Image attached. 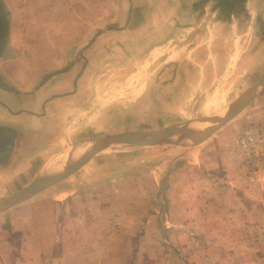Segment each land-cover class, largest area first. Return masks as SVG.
Returning <instances> with one entry per match:
<instances>
[{
	"label": "crops",
	"instance_id": "crops-1",
	"mask_svg": "<svg viewBox=\"0 0 264 264\" xmlns=\"http://www.w3.org/2000/svg\"><path fill=\"white\" fill-rule=\"evenodd\" d=\"M0 6L6 21L0 44V182L10 183L30 168L37 169L47 153L66 144L68 136L81 134L86 125L103 118L101 111L93 113L89 76L117 68L92 65L96 41L102 47L112 41L117 46L111 50L121 55L130 51L137 57L146 51L155 56L162 43L169 42L171 52L186 55L180 59L184 72L202 70L205 76L215 71L234 76L252 71L264 74V0H0ZM190 52L192 62L187 59ZM94 105L99 107L96 102ZM253 124L264 128L263 124ZM229 137L195 150L170 149L131 158L136 167L144 163L141 171L147 172L148 189L152 185L155 189L160 180L165 184V217L183 221L200 206V214L217 219L221 213L217 195L229 193L240 199L238 190L245 182L236 172L234 137ZM67 145L71 146L70 142ZM66 160L79 161L80 155ZM189 172L194 175L192 180ZM130 178L135 179L133 175ZM65 180L25 202L49 194L47 198L55 200L52 208L57 206L59 211L53 217L56 224L67 210L58 225L64 230L68 224L69 247L74 251L83 245L76 236H87L91 225L99 227L103 217L105 226L107 222L111 225L109 218L124 215L125 197L132 201L125 214L132 220L140 215L139 192L124 193L118 186L122 182L119 177L107 176L100 188L111 191L105 195L101 191L88 203L81 201L85 200L82 194L71 190L49 192ZM189 196L197 202L195 208H184ZM92 200V211L100 217L94 223L88 209L77 207L81 201L84 208L91 209ZM156 214L154 206L147 212ZM37 226L50 238L46 224Z\"/></svg>",
	"mask_w": 264,
	"mask_h": 264
},
{
	"label": "rangeland",
	"instance_id": "rangeland-1",
	"mask_svg": "<svg viewBox=\"0 0 264 264\" xmlns=\"http://www.w3.org/2000/svg\"><path fill=\"white\" fill-rule=\"evenodd\" d=\"M95 9L93 6V20ZM96 43L91 54L92 65L104 64V67L117 68L107 72L95 71L89 76L93 113L101 111L103 118L92 121L90 127L86 125L81 134L68 136L66 144H62L58 151L57 148L55 152L47 153L37 169L30 168L28 173L12 179L10 183L0 182V198L20 191L40 174L69 165L71 162L64 155L70 146L67 145L69 142L71 145L78 142L93 143L111 134L162 130L181 126L191 119L213 117L223 113L224 107L264 76L258 71L238 76L226 72L221 75L217 71L206 76L202 70L198 73L190 70L184 72L180 68V59L186 55L173 53V50L171 52L172 45L169 42H163L155 56L153 51H146L138 57L130 51L121 55L111 50L117 46L112 41L104 46L109 48L107 52L103 51L104 47L99 42ZM146 43L141 44V48ZM192 58L190 52L187 59L192 62ZM126 67L131 70L124 71ZM95 102L99 107L94 105ZM253 123L264 125V88L235 118L198 146L111 144L79 173L49 192L71 190L82 194L85 200L81 201L88 203L98 198L101 191L103 195L111 191L101 189L100 185L107 176H116L122 181L118 186L124 193L139 192L138 218L132 220L131 215L125 214L132 202L129 197L122 201L124 215L109 218L113 224L107 222V226L104 222L106 217L100 219L92 211L93 200L91 209L87 206L84 208L85 205L82 206L80 201L82 204L77 207L88 209L87 215L93 223L100 219L101 224L99 227L91 225L87 236L84 233L76 236L83 240V245L74 251L69 247L72 238L66 233L69 231L68 224L65 223L64 230L62 225H58L63 222V216L68 211L64 208L63 212L61 210L63 216L56 224L53 217L59 211L57 206H51V201L55 200L47 198L49 194H44L0 213V264H264V194H254L246 184H242L238 190L240 199L239 195L234 198L229 193L217 195L219 199L215 200L221 211L217 219L200 214L201 207L198 206L197 211L186 216L183 221H177L176 217H165V184L160 180L155 189L153 185L152 189H148V180L145 178L147 172L141 171L144 163H137L136 167L131 159L170 149H199L205 143L217 141L228 134L229 138L235 139L236 133ZM89 149L90 146H86L79 150V154ZM155 174L157 178V171ZM132 175L134 180L130 178ZM188 175V179L192 180L194 175L191 172ZM196 203L190 197L184 200V208H195ZM153 206L157 214L147 215ZM116 219L117 222L114 221ZM43 223L47 226L50 238L45 237V234L43 236L42 230H37V225ZM167 225L174 226L166 228ZM22 238L24 244L21 246ZM26 253H29L28 260Z\"/></svg>",
	"mask_w": 264,
	"mask_h": 264
},
{
	"label": "water",
	"instance_id": "water-1",
	"mask_svg": "<svg viewBox=\"0 0 264 264\" xmlns=\"http://www.w3.org/2000/svg\"><path fill=\"white\" fill-rule=\"evenodd\" d=\"M263 87L264 76L244 90L243 93H241V95L231 104H229L227 107H224L223 113H219L208 118V120L212 121L209 129L191 138H174L172 131L181 127V125L153 131H125L97 139L93 142V145L89 149L84 159L72 162L61 169L58 168L50 170L44 174H40L20 191L12 194L11 196L0 198V213H3L8 209L31 199L36 194L44 191L48 187L74 175L87 164H89L97 154L105 150L111 144L118 143L138 146H198L209 139L214 134V132L235 118L246 107L250 100L257 96Z\"/></svg>",
	"mask_w": 264,
	"mask_h": 264
},
{
	"label": "built area",
	"instance_id": "built-area-1",
	"mask_svg": "<svg viewBox=\"0 0 264 264\" xmlns=\"http://www.w3.org/2000/svg\"><path fill=\"white\" fill-rule=\"evenodd\" d=\"M237 172L254 194H264V128L250 124L235 139Z\"/></svg>",
	"mask_w": 264,
	"mask_h": 264
},
{
	"label": "bare ground",
	"instance_id": "bare-ground-1",
	"mask_svg": "<svg viewBox=\"0 0 264 264\" xmlns=\"http://www.w3.org/2000/svg\"><path fill=\"white\" fill-rule=\"evenodd\" d=\"M211 123L212 121L208 120L207 117H204L203 119H191L182 124L181 127L176 128L174 131H172L173 136L176 138H191L197 136L205 130L209 129ZM92 145L93 143L89 142H78L71 145L68 150L65 151V159L74 155H80V160L84 159L89 150L84 151L82 154H79V150H82L86 146H90L91 148Z\"/></svg>",
	"mask_w": 264,
	"mask_h": 264
},
{
	"label": "trees",
	"instance_id": "trees-1",
	"mask_svg": "<svg viewBox=\"0 0 264 264\" xmlns=\"http://www.w3.org/2000/svg\"><path fill=\"white\" fill-rule=\"evenodd\" d=\"M5 26H6V21H5V17L3 15V12H2V7L0 6V44H1L2 38L5 34V32H4ZM0 51H1V48H0Z\"/></svg>",
	"mask_w": 264,
	"mask_h": 264
}]
</instances>
